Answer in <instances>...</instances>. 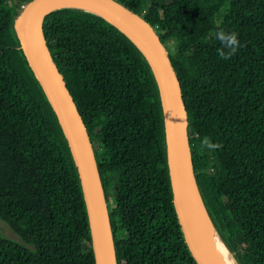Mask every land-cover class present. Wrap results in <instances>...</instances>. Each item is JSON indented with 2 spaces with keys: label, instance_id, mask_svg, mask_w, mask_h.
I'll return each mask as SVG.
<instances>
[{
  "label": "trees",
  "instance_id": "16d2710c",
  "mask_svg": "<svg viewBox=\"0 0 264 264\" xmlns=\"http://www.w3.org/2000/svg\"><path fill=\"white\" fill-rule=\"evenodd\" d=\"M28 1L0 0V218L21 238L0 235V264H95L68 141L17 35ZM119 1L169 51L210 220L239 264H264V0ZM218 30L242 45L228 60L217 53ZM43 32L93 144L117 264H198L174 208L145 55L107 19L77 8L47 13ZM205 138L219 147H202Z\"/></svg>",
  "mask_w": 264,
  "mask_h": 264
},
{
  "label": "water",
  "instance_id": "95a60500",
  "mask_svg": "<svg viewBox=\"0 0 264 264\" xmlns=\"http://www.w3.org/2000/svg\"><path fill=\"white\" fill-rule=\"evenodd\" d=\"M76 5H86L98 11L81 9L98 14L114 24L148 60L160 93L168 173L184 240L198 264H220L201 230L202 209L205 207L194 172L187 131L188 115L178 75L157 30L143 15L119 0H30L17 18V35L68 141L86 204L95 264H117L108 203L86 125L43 32V20L47 13L64 7L77 8ZM43 80L48 82L58 102L52 99Z\"/></svg>",
  "mask_w": 264,
  "mask_h": 264
},
{
  "label": "bare ground",
  "instance_id": "6f19581e",
  "mask_svg": "<svg viewBox=\"0 0 264 264\" xmlns=\"http://www.w3.org/2000/svg\"><path fill=\"white\" fill-rule=\"evenodd\" d=\"M76 7L80 8V9L98 12L95 9L88 7L86 5H76ZM43 85L48 90V92L50 93L52 99L55 102H58L54 91L49 86V84L46 80H43ZM200 225H201L202 233L204 234V237L206 239V243L210 247L212 254L216 257L218 262L220 264H239L236 261L235 257L233 256V254L228 249V247L225 245L222 237L220 236V234L216 230L215 226L213 225L212 221L210 220V217L207 214V211L205 209H202Z\"/></svg>",
  "mask_w": 264,
  "mask_h": 264
},
{
  "label": "clouds",
  "instance_id": "9594fccd",
  "mask_svg": "<svg viewBox=\"0 0 264 264\" xmlns=\"http://www.w3.org/2000/svg\"><path fill=\"white\" fill-rule=\"evenodd\" d=\"M215 38L220 41L222 47L217 49V53L220 58L224 60L230 59L234 56L238 49L242 46L239 39L238 34L236 32H226L224 30H218L215 33ZM202 147L214 149L218 148L219 144H214L209 141V139L205 138L201 142Z\"/></svg>",
  "mask_w": 264,
  "mask_h": 264
},
{
  "label": "rangeland",
  "instance_id": "374dc122",
  "mask_svg": "<svg viewBox=\"0 0 264 264\" xmlns=\"http://www.w3.org/2000/svg\"><path fill=\"white\" fill-rule=\"evenodd\" d=\"M11 1L18 2L19 0H11ZM26 5H27V2L19 4V6L22 8L25 7ZM95 146L98 147L99 143L96 142ZM0 235L8 239H12L15 241H21V238L19 237V235L12 229L9 223L3 220L2 218H0Z\"/></svg>",
  "mask_w": 264,
  "mask_h": 264
}]
</instances>
